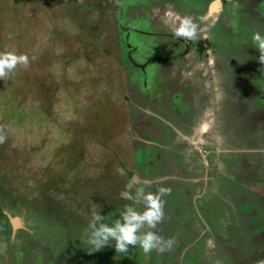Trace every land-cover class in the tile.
Listing matches in <instances>:
<instances>
[{
    "label": "rangeland",
    "instance_id": "rangeland-1",
    "mask_svg": "<svg viewBox=\"0 0 264 264\" xmlns=\"http://www.w3.org/2000/svg\"><path fill=\"white\" fill-rule=\"evenodd\" d=\"M186 16L199 25L196 41L204 39L213 49L200 54L174 37ZM255 31L264 35V0H0V51L27 54L31 61L0 80L6 216L43 210L42 224L52 232L84 238L93 210L111 223L131 203L119 195L130 171L145 180L178 178L182 167L193 180L204 179L199 188L181 183L183 177L138 186L171 189L163 197L164 219L169 236L184 247L178 256L203 242L211 260L200 255L197 264H264V65L252 45ZM237 45L246 51L239 60ZM228 53L235 59H223ZM145 64L155 66L149 87L142 79ZM158 68L182 76L171 90L177 99L163 92L164 108L182 104L195 128L184 131L168 111H158L160 120H145L150 114L141 109L143 100L150 91L162 92ZM192 83L198 115L189 100ZM5 218L0 216V264H56L52 255L70 251L59 250L53 237L35 243L20 226L10 229ZM2 221L14 235L10 242ZM71 244L76 241L63 246ZM109 247L115 254L86 252L73 264H116V256L125 264L127 253ZM192 259L186 256L183 264Z\"/></svg>",
    "mask_w": 264,
    "mask_h": 264
},
{
    "label": "clouds",
    "instance_id": "clouds-1",
    "mask_svg": "<svg viewBox=\"0 0 264 264\" xmlns=\"http://www.w3.org/2000/svg\"><path fill=\"white\" fill-rule=\"evenodd\" d=\"M199 25L191 17H184L173 35L177 39L196 41ZM252 45L258 50V61L264 65V35L254 32L251 37ZM34 59V58H33ZM27 54H17L14 51H0V80L12 77L20 67L25 70L30 66ZM7 139L5 126L0 125V145ZM120 175H124L122 168H117ZM171 189L160 187L156 192L146 191L138 187L134 179L129 180L125 190L120 192V198L131 203L119 211V217L111 223L101 215V211H92L91 220L85 233V242L90 246L88 252L100 251L106 246H114L117 253H128L129 248L139 247L145 255L153 251L159 254L169 252L176 244L174 237L165 239L155 229L164 219L163 197L169 195ZM135 205L142 206V211ZM114 242V245H113Z\"/></svg>",
    "mask_w": 264,
    "mask_h": 264
},
{
    "label": "flooded vegetation",
    "instance_id": "flooded-vegetation-1",
    "mask_svg": "<svg viewBox=\"0 0 264 264\" xmlns=\"http://www.w3.org/2000/svg\"><path fill=\"white\" fill-rule=\"evenodd\" d=\"M210 9H211V11H213L212 10V8L210 7ZM195 43L193 44V46L194 47H198V42L197 41H194ZM206 44V43H205ZM150 65V64H149ZM183 79V78H182ZM181 82V80L178 82V80L177 81H173V82H171V86H170V89L171 90H173V89H178L179 88V86L182 84V82ZM180 84V85H179ZM146 85H147V83H146ZM189 86H190V84H189ZM191 92H190V97H191V99H189V100H191V106H192V108L194 109V115H198V113H197V111H196V109L198 108V106H199V102L197 101L198 100V98H199V96L197 95L198 93H197V90H196V83H192L191 84ZM162 93V92H161ZM155 94H153L151 91L149 92V94H147V99H146V101L148 102V103H150V102H155L154 104H155V106H156V108H158L157 109V111H151V109H147L146 110V112H147V114H150L149 115V117L147 118V120H153V119H156V121H157V119H159L160 120V116H159V114H158V111L161 113V114H166V113H164V111H168V113L167 114H170L173 118H174V120H175V125L176 124H181L182 125V128H183V130L184 131H189L190 129H193V128H195L196 126H194V124L193 125H190L189 123V119H188V117H186L185 115H184V113L186 114V111L187 110H185V111H183V105L182 104H178V106L176 105V104H173L172 106H173V109H169L168 107H166V108H164V106H165V103L163 102V99H162V96L163 95H159V99L160 100H156V98H155V96H154ZM200 95H201V93H200ZM164 96H166L165 94H164ZM168 96H170V97H172V98H174V99H177V97L179 96V95H177V93H175V94H171V91L170 92H168ZM151 97V98H150ZM160 109V110H159ZM143 116H145V115H143ZM174 127V126H173ZM160 133H162V132H160ZM159 133V134H160ZM187 140H189V142H191L190 141V138H187ZM165 143H166V141H165ZM192 143V142H191ZM161 155V154H160ZM180 155V154H179ZM160 159V156H159V158H158V160ZM163 159V158H162ZM162 159H161V161H162ZM160 161V162H161ZM156 171V170H155ZM137 175H138V182L136 183L137 184V186H139V185H141V184H153V183H155V182H158V181H169V180H173L174 178H176L173 174H171V175H166L164 178L163 177H157V178H152V179H147V180H145V179H142L141 177H140V175H139V173L136 171L135 172ZM179 178V177H178ZM132 179V178H131ZM177 179V178H176ZM193 180V179H192ZM193 182H197V180H193ZM187 185H189V183H187ZM0 196H2V198L4 197V196H6V194H5V191L4 192H1L0 193ZM4 205V204H3ZM4 212H5V215H4V217H6L5 219H4V222L5 221H7V223L9 224L10 223V226H9V228L10 229H13V226H12V224L16 227V226H20L21 228L20 229H22V232H24V233H29L30 235H33L34 237H35V243H36V241L38 240V241H40L41 239H43L45 242H46V239H48L49 240V242L51 241V237H53V245H56V246H60V247H62V248H60L59 250H66V249H69L70 251H68L66 254H63V253H61V252H58V254L56 255V256H54V255H52V258H54L53 259V261H50L51 263H58V262H60L59 264H65V263H68V264H70V263H73V261L75 262L77 259H79V258H81V257H86V256H82V253H84L83 252V250H85V253L86 252H88V250H89V245L88 244H86V242H85V238H81V237H79V238H75L77 241H79V244L78 245H74V244H71V247H74L76 250H71L70 248L71 247H68V245H67V248H64V246H63V244L66 242V240H68L69 241V243L73 240V237L70 235V233H69V231L65 234V235H59V232L58 233H54V232H52L53 230H52V228H49V227H47V225H48V223L46 222L45 223V226L42 224V221H43V219H44V217H43V214L42 213H36V214H38V215H36V214H34V215H32V213H27V216L25 217V214H23V213H17L18 211H16L15 212V214H14V216H11V217H7L6 215V211L4 210ZM13 212V211H12ZM38 212V211H37ZM42 214V215H41ZM36 215V216H35ZM34 217H36L37 218V223L36 222H34ZM12 219H17V221L19 222V223H13L12 222ZM166 219V220H165ZM164 220H165V222L166 223H164V220L157 226V228L155 229V231H157L160 235H162L165 239H167V238H169L170 236L169 235H171V234H169L168 232H166L165 231V225L167 224V220H168V216H166V218H165ZM39 220V221H38ZM23 221V222H22ZM3 221H2V223H4ZM202 222H204V220L202 221ZM42 225L43 226V229H40V227H38V225ZM163 225H164V227H163ZM205 225V224H204ZM170 225L168 224V227H169ZM207 227H209V225L207 226ZM34 229V232H31V229ZM59 228V227H58ZM10 229H9V231L6 229V227L4 226L3 227V235H6L7 236V238H8V240H10L11 241V239L13 238V233L10 231ZM44 229H49V230H44ZM39 231V232H38ZM9 235V236H8ZM16 236H17V240L20 238V232H18V234H16ZM185 238H187V237H185ZM15 243H16V241H15ZM113 244H114V242H113ZM74 245V246H73ZM84 246H86V248H83ZM22 248H24V247H27L26 246V243H24L22 246H21ZM107 248V249H106ZM110 248L111 247H109V246H106V247H104L103 249H101L100 251H97V252H94V256H96V254L98 255H101L102 253L105 255V251H107V250H110ZM178 249V245H175L173 248H172V250L171 251H169V252H165L164 254H165V258L163 259V260H161V261H158V256H159V253H157L156 251H153L150 255H145V259H146V264H183L184 263V259L186 258V256H182V255H179L178 256V252H176V250ZM36 251L34 250V256H36V253H35ZM172 252V253H171ZM22 253H24V250L22 249L21 251H20V254H22ZM60 253H61V255H60ZM74 254V255H73ZM174 254L175 255H177V257L176 256H174ZM65 255V256H64ZM173 255V257L176 259V261L174 262L170 257ZM61 256V257H60ZM106 256V255H105ZM58 257H60V258H58ZM15 258V257H14ZM71 258V259H70ZM107 259V258H106ZM36 260V257H35V259H34V261ZM80 260V259H79ZM81 260H83L82 258H81ZM80 260V261H81ZM32 261V260H31ZM65 261V262H64ZM18 260H16V262H15V264H18ZM37 262H39V261H37ZM21 264H23V263H21ZM33 264H35V262L33 263ZM37 264V263H36Z\"/></svg>",
    "mask_w": 264,
    "mask_h": 264
},
{
    "label": "trees",
    "instance_id": "trees-1",
    "mask_svg": "<svg viewBox=\"0 0 264 264\" xmlns=\"http://www.w3.org/2000/svg\"><path fill=\"white\" fill-rule=\"evenodd\" d=\"M196 15V14H195ZM233 21V20H232ZM257 26V25H256ZM215 29H217V28H215ZM229 27H225L222 31H223V34H225V36L226 35H228V31H229ZM256 32V31H255ZM259 33H260V31H258ZM223 34H220L221 35V37L223 38L224 36H223ZM169 36V35H168ZM218 36V35H217ZM232 40V42L234 43V40H233V38L231 39ZM185 43H186V45L187 44H189V45H193L195 42L193 41V42H190V41H185ZM205 42V40L203 39V40H201V41H199L198 42V47L196 48L195 47V49L201 54V53H203L205 50H207V49H209V48H211V49H213V47H212V43H206ZM186 47H188V49L190 50V47L191 46H186ZM253 48H255V47H253ZM188 49L187 50H185L184 51V53H183V56H185V54H187V51H188ZM237 50H238V52H239V58H238V60L240 59V55L243 53V54H245V52L246 51H243V49H239L238 48V45H237ZM220 55H221V53H219ZM178 58H180V57H178ZM233 59H235L234 57H232ZM231 58V56L229 55V53L227 54V55H223V59H232ZM226 65V62L224 63V66ZM150 65H148V64H145V66L144 67H142V70H143V72L147 75V76H145L144 75V78H142L143 79V84L145 85V87H149V84H148V82H151V80H153V75H154V71H153V69L155 68V66L154 65H152V67H150ZM129 68V72H130V75L133 73L132 72V70H131V67L129 66L128 67ZM163 70V69H162ZM161 69H159L158 68V74H159V76H162L161 77V79H157V81H156V83H160V84H162V86L160 87V88H162V93H161V95H163L162 96V99H164V93H166V92H170L171 91V89H169L170 88V84H171V82H173L174 80L175 81H180V79H182V78H180V74H177V75H180V76H172V75H170L171 73H168V72H164V71H162ZM124 72H126V69H124ZM126 74V76L125 77H127V76H129V73H125ZM182 77V76H181ZM129 80H132V79H129ZM129 80H127V82L129 81ZM182 82H183V79H182ZM142 83V82H141ZM146 83H147V85H146ZM152 83V82H151ZM197 86V85H196ZM169 87V88H168ZM264 90V89H263ZM164 92V93H163ZM159 95H160V92H159V94H157L156 96H155V98H156V100L158 101V100H160L159 99ZM147 99V98H146ZM146 99H144L143 101L146 103V105L143 107V108H141V109H144L145 110V113H146V110L147 109H151V111L153 110V111H157V109L158 108H156V106H155V102H150V103H148L147 101H146ZM134 102V101H133ZM134 110V109H133ZM160 110V109H159ZM236 113V112H235ZM234 113V114H235ZM161 114V113H160ZM146 115V114H145ZM241 115V114H240ZM144 117V116H143ZM145 120H147V119H145ZM245 125H249L248 124V122L247 121H244L243 122ZM247 133V132H246ZM252 143V145L250 146V147H256L257 148V143H254L253 141H251ZM260 144H258V146H259ZM238 156H244V155H238ZM252 158V155H251V157H250V159ZM238 169H240V167H237ZM183 169H185V168H182V167H179L178 168V170L180 171V174H181V176L180 177H183V178H181V180H182V182L181 183H183V184H187V183H189V185L190 184H197V188H199V186L203 183V181H204V179H200L199 178V180H197V182L195 183V182H193V180H192V178L193 177H191V175L189 174V173H183L182 171H183ZM132 171H130L129 172V174H131L132 175V173H131ZM211 172H208V176H209V179H208V181H210V178H211V174H210ZM128 174V175H129ZM131 175H129V177H130V179H131ZM202 175H198V177H201ZM179 177V178H180ZM173 180H177V181H179L178 180V178L176 179V178H174ZM202 188V187H201ZM201 188H200V190H201ZM194 189H195V187H194ZM200 195V192L197 194V196L198 197H200L199 196ZM3 198H2V196H0V216H4L5 215V212H4V209H2L3 208ZM206 202V201H205ZM138 207L140 208V211H142V206H140V205H138ZM243 211L244 212H246V209H243ZM40 213H42L43 215H45L44 214V212H43V210L42 211H40ZM101 215H102V213H101ZM118 218V216H114L113 218H111V219H113V221L115 220V219H117ZM39 221V220H38ZM34 222H36L37 223V218L36 217H34ZM204 222H205V220H204ZM169 224V223H168ZM207 224V223H206ZM38 225V224H37ZM4 226H7L6 225V223H4ZM9 226H10V223H9ZM38 227H40V229H43V226L42 225H38ZM44 230H49V229H44ZM172 229H171V227L169 226L168 228H166L165 229V231L166 232H168V231H171ZM254 230V229H253ZM170 234V233H169ZM245 234H246V232H245ZM185 235V234H184ZM9 236V235H8ZM187 236V235H186ZM84 238H85V236H84ZM73 240L74 241H76V243H79V241H77L76 239H75V237H73ZM7 241L8 242H10V240H8V238H7ZM177 242V245H178V249L177 250H179V249H181V250H183L184 249V247L183 246H181L180 245V243H178V241H176ZM87 244V243H86ZM75 245V244H74ZM73 245V246H74ZM184 245V244H183ZM7 246L9 247V250H10V248H11V246L10 245H8V243H7ZM7 247V248H8ZM191 250V251H190ZM205 250H206V248L204 249V245H203V242H200V243H195L194 245H192L191 247H190V249H189V252H188V254L189 255H186V256H191L193 259H192V262H193V264H197V262H196V259L193 257L194 255H201V254H203L204 252H205ZM193 252V253H192ZM172 253V252H171ZM74 255V254H73ZM82 256H86V253L84 252V253H82ZM58 258H60V257H58ZM81 258H83V257H81ZM34 259H35V256H34ZM80 259V258H79ZM78 259V260H79ZM60 262H58L57 264H59ZM65 264H68V263H65ZM70 264H73V263H70Z\"/></svg>",
    "mask_w": 264,
    "mask_h": 264
},
{
    "label": "crops",
    "instance_id": "crops-1",
    "mask_svg": "<svg viewBox=\"0 0 264 264\" xmlns=\"http://www.w3.org/2000/svg\"><path fill=\"white\" fill-rule=\"evenodd\" d=\"M110 252L114 253L113 247L110 248ZM201 255H206L208 260H211V259H209V255L207 254V252H204ZM197 256L199 257L200 255H194L193 257L197 260ZM116 258L118 259L116 261V264H117V262L119 264V256H116ZM121 262L122 261L120 260V263ZM111 264H113V260H111ZM125 264H146L145 254L143 253L142 249H140L139 247H136V248L130 247L129 251L127 253Z\"/></svg>",
    "mask_w": 264,
    "mask_h": 264
},
{
    "label": "water",
    "instance_id": "water-1",
    "mask_svg": "<svg viewBox=\"0 0 264 264\" xmlns=\"http://www.w3.org/2000/svg\"><path fill=\"white\" fill-rule=\"evenodd\" d=\"M216 2L219 3V6H221V5H220V2H221V1H216ZM214 3H215V2H214ZM214 3H213V4H214ZM213 4H212V6H213ZM213 10L216 11V10H218V8L215 7V9H213ZM131 178L134 179V180L136 181V183L138 182V175H137L136 173H132ZM12 222H13V223H14V222H15V223H19V222L17 221V219H12Z\"/></svg>",
    "mask_w": 264,
    "mask_h": 264
}]
</instances>
